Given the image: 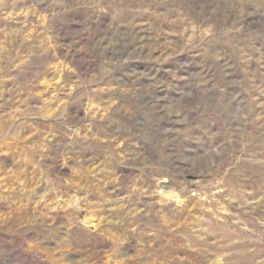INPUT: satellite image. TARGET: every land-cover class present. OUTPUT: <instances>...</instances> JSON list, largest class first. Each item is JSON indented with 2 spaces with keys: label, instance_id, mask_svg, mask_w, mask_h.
<instances>
[{
  "label": "clouds",
  "instance_id": "clouds-1",
  "mask_svg": "<svg viewBox=\"0 0 264 264\" xmlns=\"http://www.w3.org/2000/svg\"><path fill=\"white\" fill-rule=\"evenodd\" d=\"M32 12L52 41L0 56V73L28 74L0 83V264H41L51 241L55 261L87 246L71 264H264V218L226 230L204 204L217 221L213 189L242 210L264 204V0H36ZM65 13L83 19L52 31ZM49 193L62 211H30ZM189 205L201 214L173 227Z\"/></svg>",
  "mask_w": 264,
  "mask_h": 264
},
{
  "label": "rangeland",
  "instance_id": "rangeland-1",
  "mask_svg": "<svg viewBox=\"0 0 264 264\" xmlns=\"http://www.w3.org/2000/svg\"><path fill=\"white\" fill-rule=\"evenodd\" d=\"M43 2H46V0H43ZM36 3V0H8V7L0 6V56L4 55V49H8V55L11 56H17L19 55L20 58H22L24 55L27 54L29 50L32 51H40L42 50L41 46V39L40 37H44L47 41H52V32H48L47 35H45L44 32L41 31V29L44 28L45 23H47V20L45 19L43 22L38 19L37 16L33 15L32 9ZM39 11V10H37ZM66 22L64 24V27H60L59 22L52 25V31H61V32H70L72 31L76 25L72 23V19H83V16L77 13L74 15L73 13H65ZM137 24L142 23V21L137 20ZM17 30L19 31V34L17 33ZM141 35H144V33H141ZM26 37V39H25ZM25 39V43L23 45L20 44V40ZM145 39L147 37L145 36ZM10 41V43H9ZM57 44L67 45L71 44V39H57L55 43H47L44 44V47L49 48H55ZM17 46H19V52L16 51ZM63 51H67V48L62 49ZM59 54V53H57ZM18 63L19 61H15ZM4 64V61L0 60V66ZM65 71L64 68H61L58 63L55 61L52 62V70L48 74V78L51 77L52 73L57 74V79L62 78V73ZM19 69L13 68L10 72L7 73H0V83L3 84V87L10 88L14 86V82L12 79H4V76H12L15 77L16 83H23L24 79L27 78V73H20ZM44 87L43 84L39 85L35 91H40ZM25 93H21V97H23ZM47 95V94H45ZM29 103H32L31 101ZM4 111H8V108L5 107ZM39 119V118H38ZM50 162V161H49ZM71 163V161H70ZM11 164V160L6 161V166ZM65 172L68 170L65 169ZM3 182V177L0 176V183ZM38 194H42L45 191L44 186L36 189ZM71 189H69V195H71ZM213 194L215 195L216 199L220 201V203L225 205V208L219 213L220 220H216L215 217L211 216L212 211L214 209L211 207V204L208 200L204 201L205 207L208 209V211L205 214V219L211 218L213 221H215L218 225L225 226L227 229H238L239 231H244L245 229L240 228L237 221L243 222V224L247 225L248 228L256 227L258 228L259 225L256 224V221H259L260 219L264 218V204H262L260 207H256L253 211L249 212L247 209H241L239 207V204L235 200H233L232 205H229L227 200L223 197L227 195V192L225 189H213ZM166 195H171L170 193H166ZM52 199H66V197L57 196L53 197L52 193H49L47 197H44L43 200L37 199L34 202H32L29 206L30 211L37 212L39 210V215L44 217L45 214H55L56 212L62 211L61 208H58L55 204L52 203ZM245 199L250 200H257L259 199L258 195H251L246 196ZM214 203V201L212 202ZM192 216H189L188 219H185V215L180 216L179 219L175 220L176 225H182L184 223H188L191 221H194L195 217L200 215V211L192 208L191 205H189ZM248 208H251V205L249 204L247 206ZM0 210L7 211V205L6 204H0ZM82 220H86L87 217L85 215H81L80 217ZM57 223H60V219H57ZM95 223V221H93ZM195 226V225H193ZM203 223L201 222V227H203ZM32 234L29 233V236ZM209 239H214V237H210ZM46 248L52 249L53 258L52 259H45L41 261V264H71L72 261H80L81 254L86 253L88 248L87 246L77 245L75 243L71 244L67 249V255L63 257L61 261H55V257L60 256V251L57 250L55 241L48 242L44 248L41 249V256L46 255ZM176 255L178 258H186L185 257V251L184 250H177ZM115 264V262H114ZM179 264V261H178Z\"/></svg>",
  "mask_w": 264,
  "mask_h": 264
}]
</instances>
